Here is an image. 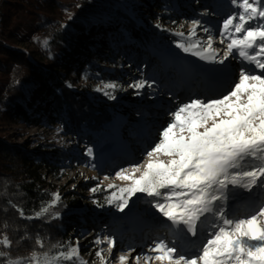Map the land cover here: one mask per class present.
<instances>
[{
    "label": "snow or ice",
    "instance_id": "snow-or-ice-1",
    "mask_svg": "<svg viewBox=\"0 0 264 264\" xmlns=\"http://www.w3.org/2000/svg\"><path fill=\"white\" fill-rule=\"evenodd\" d=\"M230 4L236 11L223 19L219 29L220 43L229 41L222 54L211 34L207 40L198 36L197 28L211 32L198 19L190 22L187 34L175 33L185 40L174 44L182 53L209 63L223 65L230 57L239 59L235 77L214 98L177 101L145 149L146 163H131L115 172L116 178L128 181L126 185H107L115 191L106 203L119 212L128 209L134 197H147L161 232L142 256L121 255L120 264H139L141 258L145 264L152 260L161 264H264V0H230ZM155 27L168 30L159 22ZM35 39L49 47L47 38ZM66 86L73 87L70 82ZM155 86V79L143 76L128 84L137 96ZM95 90L115 100V91L124 89L110 81ZM85 154L92 158L93 149L88 147ZM100 188L97 184L90 191ZM60 200L59 193L52 194L33 215L14 207L25 219L59 218L60 213L51 210ZM104 242L107 259L99 247ZM93 243L97 245L95 257L109 264L116 238L97 236ZM0 245L10 248L12 241L4 235ZM36 245L43 249L44 241L37 237ZM80 248L79 238L75 243L57 242L47 251L34 249L26 257L8 258L6 264H89L80 256ZM129 251L135 253L134 248ZM8 255L0 251V257Z\"/></svg>",
    "mask_w": 264,
    "mask_h": 264
},
{
    "label": "rangeland",
    "instance_id": "rangeland-1",
    "mask_svg": "<svg viewBox=\"0 0 264 264\" xmlns=\"http://www.w3.org/2000/svg\"><path fill=\"white\" fill-rule=\"evenodd\" d=\"M62 1L65 2L62 13L56 11L52 14L42 13L28 17L18 11L16 13L18 23L15 28L17 36L31 47L42 49V44L35 38L41 41L43 38L36 34V29L43 24L62 20L67 33L79 34L72 37V43L61 53L63 62L60 68L53 69L43 66L47 72L48 81L51 78L55 80L54 82L63 79L73 85L71 87L73 90L90 96L93 101L117 102L118 108L108 109L112 119L105 123L107 130H100L91 137L84 129L72 128L71 122L65 115H61L54 106L44 102L45 97L40 89H36L28 98H14L26 103L29 108L28 115L32 118L20 120L11 114L0 119V130L4 128L3 130L10 134L17 143L25 144L30 149L41 150L48 155L51 167H45L43 171L45 182L42 183L43 191H46L51 198L52 194L59 193L61 200L68 202L70 200V203L78 204L75 209L61 212L59 216V218L66 217L68 222L67 227L64 228L69 237L67 242L75 243L79 238L80 256L89 264H101L99 258L95 257L97 245L93 241L97 236L101 239L104 236H114L116 247L109 264H120L117 259L119 256H132L130 248L135 249V256H142L147 251L149 244L146 231L157 225V218L147 203V197L142 195L134 197L130 207L124 212L117 211L115 207L106 203V198L115 191V189H108L107 185L115 184L121 187L126 185L128 181L116 178L115 172L120 168L128 167L131 163L141 161L146 163L145 149L153 143L158 129L168 119L166 113L174 107L177 100L169 102L167 99L170 96H167L160 100V104H157L156 100L160 96L164 97L166 90L163 86L158 87V82L154 88L145 89L139 96L134 94L133 89L128 88L129 83L142 76L150 79L145 69H147L149 57L153 55V52L149 51L150 47L146 49V53L143 46L138 43L133 45L136 42L133 38L134 33L131 27L125 24V19L117 15L116 10L119 8L125 10L130 16H135L138 26L154 32L173 34L184 32L187 34L191 19L183 13L184 10L181 8L183 6L179 5L183 2L182 0H140V2L138 0H111L110 2L91 0L84 7H77L76 0ZM191 1L194 5L202 7L198 15L203 17L205 25L211 23L210 18H206L205 14H209L213 4L221 5L223 8V15L219 14L221 17L213 21L220 27L223 19L232 11H236L230 4V0ZM1 2L2 0H0V5ZM164 2H168L166 4L169 5H163ZM183 4L189 6V2ZM70 14L71 19H69ZM158 22L168 30L155 27ZM182 24L184 26L180 27ZM197 33L198 36L203 35L200 37L207 40L204 32L199 28H197ZM2 39L3 34L0 32V41ZM181 40L185 38L181 37ZM226 44L224 49H226ZM171 47L178 50V53H182L175 44ZM161 56L166 57V55ZM117 68L120 74L115 79L107 78L106 74ZM236 73L234 72V76ZM110 81L119 83L124 89L115 91V100L95 90L97 87L104 88L105 83ZM171 87L175 89L179 86L173 83ZM105 90L112 91L111 89ZM190 97L212 96L191 94L185 97L184 101ZM136 107H139L138 112H130ZM127 122H131L135 128H131L129 124L122 128L121 123L124 125ZM144 125L145 129L149 130L148 135L138 137L140 136L138 134L136 139L128 135L132 134L135 129L144 128ZM127 126H129L128 129L125 128ZM88 147L93 149L92 158L85 154ZM118 151H125L124 153L131 158L117 162L112 155ZM161 158L167 159L166 157ZM128 170L131 171V168ZM97 184H100L101 188L95 193L90 191ZM94 201L104 206L100 207ZM70 216L79 217L80 223L69 222ZM149 230L153 231L152 228ZM99 247L104 249L103 255L107 259L109 256L107 242ZM154 261L155 264H161L160 261ZM139 264H145V260L141 258Z\"/></svg>",
    "mask_w": 264,
    "mask_h": 264
},
{
    "label": "trees",
    "instance_id": "trees-1",
    "mask_svg": "<svg viewBox=\"0 0 264 264\" xmlns=\"http://www.w3.org/2000/svg\"><path fill=\"white\" fill-rule=\"evenodd\" d=\"M90 1L76 0L75 4L84 7ZM102 1L110 2L111 0ZM182 1L179 5L183 6L181 7L184 10L183 13L191 21L198 19L204 24L203 17L198 15L202 7L194 5L191 0ZM186 2H189V6L183 4ZM64 3L62 0H2L0 5V32L3 34V39L0 41V119L11 114L20 120L31 119L26 103L14 98H28L36 89H40L45 97L44 102L54 106L61 115H65L71 122L72 128L84 129L89 136L93 137L100 130H107L105 123L112 119L108 109L118 108V103L93 101L90 96L67 87L63 79L54 82L55 80L51 78L48 81L47 72L43 68L44 65L53 69L60 68L63 62L61 53L72 43V37L79 33H67L65 28L61 27L64 25L62 20L43 24L36 29V34L43 39L47 38L49 47L37 49L26 44L15 32L18 11L28 17L42 13L52 14L56 11L62 13ZM166 3L168 2H164L163 5H169ZM211 7L216 11L223 9L221 5L216 4ZM116 13L120 18L125 19L127 26L131 27L136 41L133 45L138 43L143 46L146 53L148 47L163 50L170 48L174 41L181 40V37L173 33L145 30L136 24L135 16H130L121 8L117 9ZM167 17L171 18V16ZM148 62L150 64L145 69L146 75L150 79H155L157 63L150 59ZM119 74L120 70L117 68L106 75L107 78L115 79ZM138 108L130 112L136 113ZM128 128L129 126L126 127ZM3 129L0 130V238L7 235L12 241V246L5 248L0 245V251L9 254L8 257H0V264H6L8 258L26 257L34 249L47 251L57 242H67L69 239L64 230L68 225L66 217L52 218L45 215L40 219H25L21 218L17 212L14 206L22 208L26 215H33L42 205L51 200L42 188L44 187L42 183H45L43 171L45 167H51V162L44 152L17 143ZM128 135L136 139L134 132ZM77 206L78 204L70 203V200L69 202L60 200L51 211L53 213L67 212ZM69 222L80 223V219L70 216ZM37 237L44 241L43 249H39L36 245Z\"/></svg>",
    "mask_w": 264,
    "mask_h": 264
},
{
    "label": "bare ground",
    "instance_id": "bare-ground-1",
    "mask_svg": "<svg viewBox=\"0 0 264 264\" xmlns=\"http://www.w3.org/2000/svg\"><path fill=\"white\" fill-rule=\"evenodd\" d=\"M200 36H203V35H200ZM228 42V40H226V43ZM225 48V46H223ZM222 47V50H220V53L219 54H222L223 51H224V48ZM194 57V56H192ZM182 61V60H181ZM165 63H167L168 65H170L171 63L169 62V60H166ZM176 65H178L179 67H182L183 69L186 68V65L184 64V62L182 61L180 64L176 63ZM187 71V70H186ZM233 72V70L231 71ZM213 79V78H212ZM232 80V79H231ZM231 82V81H230ZM189 95H191L190 92H183V95H182V100L185 99V97H188ZM149 132H146L145 135H148ZM144 134H140V136H143ZM154 139V138H153ZM153 139L151 141H153ZM150 141V142H151ZM113 158H117V162L120 161V160H129L128 157H127V154H122V155H119V154H116V155H113ZM131 158V157H130ZM134 157H132L133 159ZM116 163V162H115ZM136 253H133L132 256H135Z\"/></svg>",
    "mask_w": 264,
    "mask_h": 264
}]
</instances>
